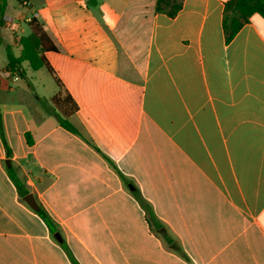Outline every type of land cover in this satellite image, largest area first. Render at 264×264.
I'll use <instances>...</instances> for the list:
<instances>
[{
  "label": "crops",
  "instance_id": "0c3cea01",
  "mask_svg": "<svg viewBox=\"0 0 264 264\" xmlns=\"http://www.w3.org/2000/svg\"><path fill=\"white\" fill-rule=\"evenodd\" d=\"M228 1L171 18L156 0H7L15 33L35 18L57 51L46 88L8 68L22 46L0 30V264H72L63 244L80 264H264V18L228 43Z\"/></svg>",
  "mask_w": 264,
  "mask_h": 264
},
{
  "label": "trees",
  "instance_id": "16d2710c",
  "mask_svg": "<svg viewBox=\"0 0 264 264\" xmlns=\"http://www.w3.org/2000/svg\"><path fill=\"white\" fill-rule=\"evenodd\" d=\"M184 0H156L155 12L164 13L171 18L177 16V14L183 8ZM7 9V0H0V30L4 25V16ZM259 14L264 18V0H229L225 5L224 13V29L226 33L227 42H231L236 34L242 29V27L250 21V18ZM29 26L31 28V34L21 39L22 51L20 56H16L12 48L7 49L8 68L13 72H18L20 75H25L23 68L24 63H28L29 67L34 71L46 69L49 73L54 75L46 53L56 52L57 48L46 33L43 25L35 18L30 20ZM60 84L59 80H56ZM65 100H71L72 109L71 113L76 112L78 109L76 103H74L70 96H67ZM60 101V95H57L52 102L57 103ZM44 109L55 116L58 122L65 128L77 132L76 128L67 119L56 111V107L47 99L41 100ZM70 114V113H69ZM68 114V115H69ZM67 115V116H68ZM11 179L16 184L20 195L22 197L28 194V191L23 190L20 179L13 173V170H9ZM134 195L138 198L142 206L145 208L148 216V220L156 221V215L149 203L145 201L139 190H134ZM42 219L49 225L50 218L48 214L40 209L37 212ZM72 264H80L74 257L70 249L63 244Z\"/></svg>",
  "mask_w": 264,
  "mask_h": 264
},
{
  "label": "water",
  "instance_id": "95a60500",
  "mask_svg": "<svg viewBox=\"0 0 264 264\" xmlns=\"http://www.w3.org/2000/svg\"><path fill=\"white\" fill-rule=\"evenodd\" d=\"M9 166H11L10 161L7 162ZM24 201L34 210V211H39L40 210V206L35 198V196L33 194H27L26 196H24ZM55 238L59 241L62 242V237L60 236V234H56Z\"/></svg>",
  "mask_w": 264,
  "mask_h": 264
},
{
  "label": "built area",
  "instance_id": "2783aa9c",
  "mask_svg": "<svg viewBox=\"0 0 264 264\" xmlns=\"http://www.w3.org/2000/svg\"><path fill=\"white\" fill-rule=\"evenodd\" d=\"M17 23H18L17 19H15L11 16H5L4 17V27L12 30L14 32L16 43L21 46V38L14 31V27Z\"/></svg>",
  "mask_w": 264,
  "mask_h": 264
},
{
  "label": "rangeland",
  "instance_id": "374dc122",
  "mask_svg": "<svg viewBox=\"0 0 264 264\" xmlns=\"http://www.w3.org/2000/svg\"><path fill=\"white\" fill-rule=\"evenodd\" d=\"M20 4H25L26 0H17ZM15 52L18 53V50L15 49ZM43 77H44V81H45V84H46V88L47 87H51V85H53V81L51 79V76L50 74L44 69L43 70ZM59 106V105H58Z\"/></svg>",
  "mask_w": 264,
  "mask_h": 264
}]
</instances>
